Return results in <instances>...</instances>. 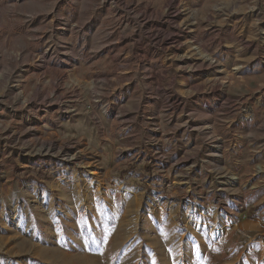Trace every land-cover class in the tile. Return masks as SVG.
Here are the masks:
<instances>
[{
	"label": "rangeland",
	"instance_id": "obj_1",
	"mask_svg": "<svg viewBox=\"0 0 264 264\" xmlns=\"http://www.w3.org/2000/svg\"><path fill=\"white\" fill-rule=\"evenodd\" d=\"M263 188L264 0H0V264H224Z\"/></svg>",
	"mask_w": 264,
	"mask_h": 264
},
{
	"label": "crops",
	"instance_id": "obj_2",
	"mask_svg": "<svg viewBox=\"0 0 264 264\" xmlns=\"http://www.w3.org/2000/svg\"><path fill=\"white\" fill-rule=\"evenodd\" d=\"M249 61H256V59L253 58V60ZM255 63L256 66H258V62L256 61ZM260 72H263V70L261 71L258 69L256 72H252L248 75L252 79L251 82L253 84L259 81V77L261 76ZM246 83L250 84L248 80ZM252 110L255 111L256 109L252 108ZM247 130H249V132H247ZM258 130L259 129L255 126L248 128V126H242L240 123L238 128H236V140L234 144L236 145L237 143V151L243 153V156L248 149L247 146L257 142L256 134ZM232 131L234 130L232 129ZM240 132L243 134H240ZM262 190H264V188L261 189V191ZM236 211L237 212H233V214H229L231 215V217L229 216L230 219L233 221L230 223L236 225L237 231L255 237L248 242L238 241L236 244H230L232 249L229 253L233 255L230 261H225L224 264H264V195L259 200H245L241 202L240 206L236 208ZM210 213H212V210L209 208L204 216L206 217Z\"/></svg>",
	"mask_w": 264,
	"mask_h": 264
},
{
	"label": "bare ground",
	"instance_id": "obj_3",
	"mask_svg": "<svg viewBox=\"0 0 264 264\" xmlns=\"http://www.w3.org/2000/svg\"><path fill=\"white\" fill-rule=\"evenodd\" d=\"M62 257H63V256H61V255H59V254H58V255H56V258H57V259H59V260H61V261H64L65 259H64V258H62Z\"/></svg>",
	"mask_w": 264,
	"mask_h": 264
}]
</instances>
